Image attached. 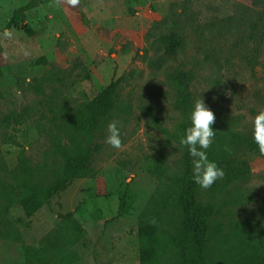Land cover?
Here are the masks:
<instances>
[{
  "label": "rangeland",
  "instance_id": "rangeland-1",
  "mask_svg": "<svg viewBox=\"0 0 264 264\" xmlns=\"http://www.w3.org/2000/svg\"><path fill=\"white\" fill-rule=\"evenodd\" d=\"M30 1L0 0V264H179L175 239L183 217L175 179L184 145L154 121L172 134L180 123L164 71L194 73V98L205 100L215 114L214 131H222L218 149L235 151L232 137L253 134L254 117L264 111V45L249 41L245 28L229 18L264 6L252 7V0H190L202 27L209 21L230 27L212 38L186 26L178 58L157 64L155 51L145 61L136 50L148 47L155 22L181 13L183 0H50L27 14L35 35L7 29L13 13ZM126 47L133 50L124 53ZM124 74L130 78L121 90L126 112L116 119L121 146L106 142V128L93 176L44 198L28 218L10 174L19 154L25 150L32 165L45 164L62 109H78ZM12 115L20 122L8 125L4 120ZM238 153L249 161L250 178L228 183L220 177L200 192L214 208L212 249L223 256L244 241L264 248V155L242 147ZM122 199L129 205L119 216ZM142 226L156 230V255L148 262L141 258Z\"/></svg>",
  "mask_w": 264,
  "mask_h": 264
},
{
  "label": "trees",
  "instance_id": "trees-1",
  "mask_svg": "<svg viewBox=\"0 0 264 264\" xmlns=\"http://www.w3.org/2000/svg\"><path fill=\"white\" fill-rule=\"evenodd\" d=\"M50 0H31L26 5L17 9L7 25V29H21L27 35H35L32 25L27 22V14L36 7ZM264 6V0H252V7ZM181 13L172 11L169 19L155 22L153 29L147 34L151 40L144 50H136L137 57L147 61L150 53L159 55L155 63L162 64L164 59H176L185 46L186 26L198 36L205 35L208 31L212 38H217L224 32V27L234 23L245 28L249 41L264 45V11L256 12L252 8L239 11V16L229 18L230 24H221L209 21L202 27L199 18L191 8L190 0H183L180 4ZM1 47V38H0ZM126 47L124 53L132 51ZM153 60V59H152ZM45 62L42 59V62ZM155 75H160L159 70L152 68ZM168 84L174 89V109L180 114V123L177 132L172 134L154 119L159 130L180 141L185 130L191 126L190 111L193 106L194 93L192 85L195 75L192 71L176 68L164 71ZM134 72L130 74L133 78ZM129 75L124 74L100 91L90 102L78 109L64 107L62 116L55 123V131L50 134V149L45 154V164L32 165L25 150L18 157L17 167L10 172L13 188L19 190L22 197L23 210L28 218L32 217L44 204V198L64 192L76 179H87L94 174V161L98 153L103 150L100 141L102 133L109 122L117 119L126 112L122 101V86L129 81ZM33 88L38 93H43L40 84ZM19 123L16 115L8 116L4 122L8 125ZM222 131H214L215 135L207 152L208 159L217 163L223 170L222 176L226 182H245L251 174L252 168L249 161L238 150L247 149L257 155L258 146L254 142L253 134H235L232 137V147L235 151L218 149L217 142L222 139ZM192 157L184 145V154L180 160L175 185L179 193V208L183 217L182 225L177 230L176 243L179 248V264H264V248L244 241L239 247L232 248L227 256L215 253L212 249L211 219L214 215L212 205L201 199V187L195 183L192 172ZM54 181L53 186H45L46 181ZM122 206L119 216L127 211L128 202L121 200ZM73 227L81 231L79 222L73 214L66 216ZM141 258L143 262L152 260L156 253V230L151 226H142L140 229Z\"/></svg>",
  "mask_w": 264,
  "mask_h": 264
},
{
  "label": "clouds",
  "instance_id": "clouds-1",
  "mask_svg": "<svg viewBox=\"0 0 264 264\" xmlns=\"http://www.w3.org/2000/svg\"><path fill=\"white\" fill-rule=\"evenodd\" d=\"M77 0H69L75 4ZM191 126L185 130L180 143L188 149L192 157L193 179L202 188H209L224 175L217 163L208 159L206 149L212 143L215 135L212 127L215 121L213 110L205 103L204 99H195L190 111ZM118 121H111L107 125L108 135L106 142L115 148L121 146V130ZM253 139L258 146L259 153L264 155V111H259L253 120Z\"/></svg>",
  "mask_w": 264,
  "mask_h": 264
}]
</instances>
